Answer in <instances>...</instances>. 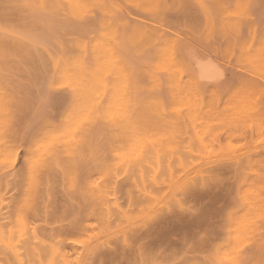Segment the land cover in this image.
Instances as JSON below:
<instances>
[{
  "label": "rangeland",
  "instance_id": "1",
  "mask_svg": "<svg viewBox=\"0 0 264 264\" xmlns=\"http://www.w3.org/2000/svg\"><path fill=\"white\" fill-rule=\"evenodd\" d=\"M262 139L264 0H0V264H264Z\"/></svg>",
  "mask_w": 264,
  "mask_h": 264
},
{
  "label": "bare ground",
  "instance_id": "2",
  "mask_svg": "<svg viewBox=\"0 0 264 264\" xmlns=\"http://www.w3.org/2000/svg\"><path fill=\"white\" fill-rule=\"evenodd\" d=\"M187 54H188V53H187ZM185 55H186V54H185ZM237 59H238V58H237ZM244 59H245V58H244ZM191 62H192V61H191ZM195 62H196V61H195ZM195 62H194V63H195ZM219 65H220V64H219ZM219 65H218L217 63H215L214 61H212V60H207V61H197V66H198V69H199L198 71H199V73H200V76H201L202 78H204V79H208V80H214V79H217L218 77H220L221 75H223V74H222V70L220 69ZM195 67H196V65H195ZM196 68H197V67H196ZM198 71H197V72H198ZM158 73H159V72H158ZM162 73H163V72H162ZM173 75H174V74H173ZM161 77H162V76H161ZM133 79H135V77H134ZM173 79H174V78H173ZM238 82H239V81H238ZM175 83H176V81H175ZM239 83H240V82H239ZM134 84H135V83H134ZM232 84H233V83H232ZM247 84H248V83H247ZM174 85H175V84H174ZM174 85H173V86H174ZM176 85H178V84L176 83ZM176 85H175V86H176ZM229 85H230V84H229ZM229 85H228V87H227V86H226V87L229 88ZM235 85H236V83L234 84V86H235ZM242 85H243V84H242ZM244 85H245V83H244ZM178 86H179V85H178ZM232 86H233V85H232ZM250 86H251V85H250ZM248 88H249V87H248ZM250 88H251V90H253L252 87H250ZM169 89H170V88H169ZM174 89H175V88H174ZM231 89H232V88H231ZM240 89L242 90V86L240 87ZM227 90H229V89H227ZM227 90H226V93L229 92V91L227 92ZM241 90H240V91H241ZM247 90H248V89H247ZM247 90H244V91H246L245 93H247ZM222 91H224V90H222ZM251 92H252V91H251ZM234 93H235V92H234ZM241 93H242V92H241ZM175 94H177V93H175ZM232 94H233V93H232ZM242 94L244 95V93H242ZM248 94L251 95V96H249V97H252V96H253V94H251V93H247V95H246V94H245V95L248 96ZM160 95H161V94H160ZM178 95H179V94H177V96H178ZM236 95H237V92H236L235 95H233V98L236 97ZM240 95H241V94H240ZM177 96H176V97H177ZM179 97H180V95H179ZM230 97H231V96H230ZM243 97H244V96H243ZM249 97H246V98H249ZM246 98H245V99H246ZM252 98H253V97H252ZM180 99H181V98H179V100H180ZM230 99H231V98H230ZM250 99H251V98H250ZM250 99H249V100H250ZM179 100H178V101H179ZM181 100H182V99H181ZM181 100H180V101H181ZM231 100H232V99H231ZM233 100H234V99H233ZM233 100H232V101H233ZM249 100H248V101H249ZM69 101H70V100H69ZM225 101H226V100H225ZM234 101L237 102V100H234ZM248 101H246V103H247ZM251 101H252V100H251ZM229 102H231V101L229 100ZM229 102H228V104H229ZM224 103H225V102H224ZM233 103H234V102H233ZM248 103H249V102H248ZM228 104H227V105H228ZM235 104H236V103H235ZM235 104H232V103H231V105H230V104H229V105H230V106H233V105H235ZM237 104H238V107H237V108H240V107H241L240 103L237 102ZM227 105H226V106H227ZM239 105H240V106H239ZM242 106H243V104H242ZM244 106H245V105H244ZM227 107H228V106H227ZM227 107L225 108V110H228L229 108H230V110L233 109L232 107H229V108L227 109ZM246 107H247V105H246ZM248 107H249V106H248ZM235 108H236V106H235ZM242 108H243V107H242ZM243 109H244V108H243ZM245 109H247V108H245ZM230 110H229V112H230ZM233 110H235V109H233ZM236 110H237V109H236ZM238 111H239V109H238ZM231 112H232V111H231ZM236 112H237V111H236ZM239 112H240V111H239ZM234 113H235V112H234ZM237 113H238V112H237ZM239 114H240V113H239ZM228 115H229V114H228ZM240 115H241V114H240ZM240 115H239V116H240ZM235 116L237 117V115H235ZM235 116H234V117H235ZM241 116H242V115H241ZM230 117H231V116H230ZM227 118H228V117H227ZM239 118H240V117H239ZM242 118H243V117H242ZM230 119H231V118H230ZM224 120H225V118H224ZM226 122H227V121H226ZM138 135H139V134H138ZM138 137H139V136H138ZM141 142H143V141H141ZM227 142H228V141H227ZM227 142H226V143H227ZM229 142H231V140H230ZM235 142L241 144V142H238L237 140H236ZM235 142H234V144H235ZM227 144H228V143H227ZM227 144H226V146H227ZM231 144H232V142H231ZM240 144H239L238 146H240ZM235 145H236V144H235ZM37 146H38V145H37ZM226 146H224V148H225ZM228 146H229V144H228ZM232 146H233V144H232L231 146H229V147L232 148ZM236 146H237V145H236ZM233 147H235V146H233ZM240 148H241V147H240ZM220 149H221V148H220ZM222 149H223V148H222ZM237 149H238V148H237ZM131 151H132V150H131ZM214 151H215V150H214ZM123 152H124V151H123ZM126 152H127V151H126ZM124 153H125V152H124ZM210 153H211V152H210ZM219 153H220V152H219ZM219 153H218V154H219ZM137 154H139V153H137ZM207 154H208V152H207ZM213 154H215V153L213 152ZM220 154H221V153H220ZM122 155H124V154H122ZM142 155H143V154H142ZM173 155H174V154H173ZM200 155H201V154H200ZM208 155H209V154H208ZM216 155H217V154H216ZM131 156L135 157L134 155H131ZM175 156H176V154H175ZM201 156H202V155H201ZM209 156H210V155H209ZM209 156H208V158H209ZM213 156H214V155H213ZM218 156H219V155H218ZM171 157H172V156H171ZM173 157H174V156H173ZM173 157H172V158H173ZM206 157H207V156H206ZM210 157L212 158V155H211ZM176 158H177V156H176ZM180 158H181V157H180ZM192 158H195V157H192ZM211 158H210V159H211ZM161 159H162V158H161ZM183 159H184V158H183ZM196 159H197V157H196ZM199 159H200V158H199ZM146 160H147V158H146ZM164 160H165V158H164ZM177 160H178V159H177ZM142 161H143V160H142ZM161 162H162V161H161ZM172 162H173V160H172ZM175 162H176V161H175ZM133 163H134V162H133ZM133 163H132V164H133ZM144 163H146V161H145ZM147 163H149V162H147ZM192 163H193V160H192ZM130 164H131V163H130ZM137 164H138V163H137ZM151 164H153V163H151ZM163 164H164V163H163ZM181 164H182V163H181ZM94 165H95V164H94ZM137 166H138V165H137ZM142 166H143V165H142ZM167 166H168V165H167ZM174 166H175V165H174ZM124 167H126V165H125ZM135 168H136V167H135ZM145 168H146V166H145ZM172 168H174V167H172ZM189 168H190V167H189ZM125 169H126V168H125ZM127 169H129V168H127ZM148 169H149V168H148ZM174 169H175V168H174ZM176 169H177V168H176ZM176 169H175V170H176ZM179 169H180V168H179ZM209 169H210V171H211V168H207V170H206V169H205V170L209 172ZM136 170H137V169H136ZM163 170H164V169H163ZM138 171H139V170H138ZM141 171H143V170L141 169ZM149 171H150V170H149ZM212 171H213V168H212ZM135 172H136V171H135ZM161 172H162V170H161ZM175 172H176V171H175ZM192 172H193V171H192ZM203 172H204V171H203ZM203 172H202L201 174H204ZM214 172H215V171H214ZM214 172H213V173H214ZM126 173H127V171H126ZM128 173H129V172H128ZM140 173H141V172H140ZM170 173H171V172H170ZM176 173H177V172H176ZM183 173H184V172H183ZM215 173H216V172H215ZM215 173H214V174H215ZM131 174H132V173H131ZM154 174H155V173H154ZM173 175H174V172H173ZM207 175H208V174H207ZM207 175L205 174L204 176H207ZM216 175H217V174H216ZM216 175H215V176H216ZM132 176H133V175H132ZM132 176H131V177H132ZM202 176H203V175H202ZM204 176H203V178H205ZM135 177H136V176H134V178H135ZM199 177H200V175H199ZM145 178H146V177H145ZM178 178H179V177H178ZM203 178H202V179H203ZM126 179H127V178H126ZM193 179H194V177H193ZM200 179H201V178H200ZM209 179H210V177H209ZM211 179H212V178H211ZM100 180H101V179H100ZM100 180H99V181H100ZM207 180H208V179H207ZM96 181H97V180H96ZM96 181H95V182H96ZM99 181L97 182V184L99 183ZM133 181H135V180H133ZM191 181H192V180H191ZM193 181H194V180H193ZM199 181H200V180H199ZM199 181H197L198 184H199ZM126 182H127V181H126ZM131 182H132V181H131ZM142 182H143V181H142ZM146 182H147V181H146ZM150 182H151V181H150ZM201 182H204V179H203ZM201 182H200V183H201ZM112 183H113V182H112ZM163 183H164V182H163ZM188 183H189V182H187V184H188ZM190 183H191V182H190ZM205 183H206V181H205ZM124 184H125V182H124ZM145 184H146V183H145ZM153 184H154V183H153ZM191 184H192V183H191ZM201 184H202V183H201ZM203 184H204V183H203ZM84 185H85V184H84ZM142 185H143V184H142ZM147 185H148V184H147ZM156 185H157V184H156ZM192 185H193V184H192ZM204 185H205V184H204ZM80 186H81V185H80ZM104 186H105V185H104ZM124 186H125V185H124ZM130 186H131V185H130ZM143 186H145V185H143ZM149 186H150V185H149ZM205 186H206V185H205ZM95 187H97V185H96ZM138 187H139V186H138ZM152 187H153V186H152ZM167 187H168V186H167ZM201 187H202V186H201ZM201 187H200V188H201ZM140 188H142V187H140ZM157 188H158V187H157ZM200 188H199V190H200ZM126 189H127V188H126ZM126 189H125V191H126ZM147 189H149V188H147ZM164 189H165V188H163L162 191H163ZM182 189H183V188H182ZM191 189H192V188H191ZM193 189H194V188H193ZM201 189H202V188H201ZM131 190H132V189H131ZM133 190H136V189H133ZM153 190H154V188H153ZM168 190H169V189H168ZM188 190H189V189H188ZM194 190H195V189H194ZM194 190H189V191H191V193H188L189 195H187V196H191V197H192V195H194V197H195V194L192 193V191L194 192ZM199 190H197V191H199ZM136 191H137V190H136ZM141 191H142V190H141ZM145 191H146V190H145ZM151 191H152V190H151ZM166 191H167V190H166ZM166 191H165V192H166ZM184 191H185V189H184ZM96 192H97V191H96ZM130 192H131V191H130ZM132 192H133V191H132ZM155 192H156V191H155ZM182 192H183V191H182ZM200 192H202V191L200 190ZM135 193H136V192H135ZM140 193H142V192H140ZM202 193H203V192H202ZM133 194H134V193H133ZM143 194H144V193H142V195H143ZM147 194H148V193H147ZM165 194H166V193H165ZM185 194H186V192H185ZM134 195H135V194H134ZM134 195H133V196H134ZM138 195H140V194L138 193ZM144 195H145V194H144ZM91 196H94L93 198H95V195H92V194H91ZM100 196H101V195H99V197H100ZM146 196H147V195H146ZM161 196H162V195H161ZM165 196H166V195H165ZM185 196H186V195H185ZM187 196H186V197H187ZM198 196H199V195H198ZM102 197H103V196H101V198H102ZM141 197H143V196H141ZM141 197H140V199H141ZM186 197H185V198H186ZM90 198H91V197H90ZM96 198H98V197L96 196ZM104 198H105V197H104ZM132 198H133V197H132ZM137 198H138V196H137ZM143 198H144V197H143ZM185 198H184V199H185ZM98 199H99V198H98ZM133 199H136V197L133 198ZM158 199H159V195H158ZM105 200H106V199H105ZM141 200H142V199H141ZM147 200H148V199H147ZM93 201H95V200H93ZM103 201H104V200H103ZM108 201H109V200H108ZM108 201H107V202H108ZM126 201H127V200H126ZM135 201H136V200H135ZM135 201H134V203H135ZM142 201H143V200H142ZM142 201H141V202H142ZM144 201H145V198H144ZM150 201H151V200H148V202H150ZM155 201H156V200H155ZM176 201H177V200H176ZM101 202H102V201H101ZM104 202H106V201H104ZM139 202H140V201H139ZM174 202H175V201H174ZM181 202H182V201H181ZM87 203H89V202H87ZM87 203H86V204H87ZM93 203H94V202H93ZM97 203H100V202H97ZM102 203H103V202H102ZM156 203H157V202H156ZM184 203H185V202H184ZM145 204H146V202H145ZM145 204L142 203L141 206H144ZM149 204H152V202H150ZM94 205H97V204L94 203ZM94 205H92V206H94ZM133 205H134V204H133ZM135 205H136V204H135ZM153 205H154V203H153ZM169 205H170V204H169ZM171 205H172V204H171ZM179 205H180V203H178V206H179ZM88 206H89V205H88ZM97 206H98V205H97ZM97 206H96V207H97ZM182 206H183V205H182ZM184 206H185V205H184ZM94 207H95V206H94ZM96 207H95V209H97V211H98V208L100 209V206H99L98 208H96ZM109 207H110V206H109ZM135 207H136V206H135ZM139 207H140V206H139ZM139 207H138V208H139ZM170 207H171V206H170ZM172 207H173V206H172ZM176 207H177V202H176ZM179 207H180V206H179ZM130 208H131V207H130ZM83 209H84V208H83ZM102 209H104V208H102ZM112 209H113V208H112ZM133 209H135V208H132L131 210H133ZM168 209H171V208H168ZM182 209H183V208H182ZM178 210L181 211V208H179ZM184 210H185V209H184ZM88 211H91V209H89ZM95 211H96V210H95ZM104 211H105V210H104ZM129 211H130V210H129ZM137 211H138V209H137ZM139 211H140V210H139ZM145 211H146V209H145ZM168 211H169V210H168ZM80 212H81V211H80ZM117 212H118V211H117ZM130 212H131V211H130ZM133 212H135V211H133ZM141 212H143V211H141ZM92 213H93V211L90 213V215H91ZM95 213H96V212H94V214H95ZM128 213H129V212H128ZM170 213H171V211H170ZM82 214H83V213H82ZM133 214H134V213H133ZM133 214H131V215H133ZM96 215H98V214H96ZM131 215H129V216L131 217ZM16 216H18V215H16ZM74 216H75V214H74ZM176 216H177V215H176ZM176 216H175V217H176ZM70 217H71V216H70ZM82 217H83V216H82ZM112 217H113V216H112ZM20 218H22V216H20ZM20 218H19V219H20ZM66 218H67V217H66ZM97 218H98V217H97ZM114 218H115V217H114ZM170 218H171V217H170ZM179 218H180V217H179ZM17 219H18V218H17ZM22 219H23V218H22ZM76 219H77V218H76ZM79 219H80V218H79ZM79 219H77V220H78V222H77L78 224L76 223L77 225H79V223L82 222L81 220H80V221H81V222H80ZM120 219H121V217H120ZM120 219H119V220H120ZM130 219H131V218H130ZM133 219H134V218H133ZM176 219H177V218H176ZM69 220H71V219H69ZM74 220H75V219H74ZM74 220H73V221H74ZM138 220H139V219H138ZM159 220H160V219H159ZM159 220H158V221H159ZM180 220H182V219H180ZM73 221L71 220L70 223H74ZM115 221H117V220H115ZM115 221H114V222H115ZM120 221L123 222L122 220H120ZM127 221H128V220H127V218H126V220H124V222L126 223ZM133 221H134V220H133ZM184 221H185V219H184ZM62 222H63V221H62ZM90 222H91V221H90ZM124 222H123V223H124ZM165 222H166V221H165ZM180 222H181V221H180ZM22 223H23V221H22ZM22 223H21V225H22ZM24 223H25V222H24ZM67 223H68V222H67ZM82 223H83V222H82ZM189 223H190V222H189ZM74 224H75V223H74ZM85 224H86V223H85ZM92 224H93V223H92ZM116 224H117V223H116ZM155 224H156V223H155ZM187 224H188V223H187ZM187 224H186V225H187ZM82 225H83V224H82ZM113 225H114V224H113ZM124 225H125V224H124ZM153 225H154V224H153ZM156 225H157V224H156ZM163 225H164V224H163ZM171 225H172V224H171ZM69 226L71 227V225H69ZM158 226H159V225H158ZM22 227H23V226H22ZM57 227H58V226H57ZM62 227H63V226H62ZM65 227H66V224H65ZM65 227H63V228H65ZM81 227H82V226H81ZM113 227H114V226H113ZM121 227H122V226H121ZM52 228H53V227H52ZM67 228H69V227L67 226ZM71 228H72V227H71ZM163 228H164V227H162V229H163ZM57 229H58V228H57ZM60 229H61V227H60ZM115 229H116V228H115ZM64 230H66V229H64ZM64 230H63V231L61 230V231L64 232ZM69 230H70V229H69ZM69 230H68V231H69ZM96 230H97V229H96ZM145 230H146V229H145ZM153 230H157V229H153ZM25 231H26V230H25ZM54 231H55V230H54ZM68 231H67V232H68ZM105 231H106V230H105ZM113 231H114V230H113ZM146 231H147V230H146ZM31 232H32V231H31ZM67 232H66V233H67ZM9 233H10V232H9ZM51 233H52V231H51ZM66 233H65V234H66ZM138 233H139V232H138ZM140 233H141V232H140ZM6 234H7V233H6ZM56 234H57V233H56ZM60 234H61V232H60ZM4 235H5V234H3V236H4ZM19 235H21V234H19ZM25 235H26V234H25ZM33 235H34V233H33ZM46 235H47V234H46ZM54 235H55V232H54ZM61 235H62V234H61ZM146 235H147V234H146ZM161 235H162V234H161ZM26 236H27V235H26ZM34 236H35V235H34ZM125 236H126V235H125ZM140 236H141V235H140ZM140 236H139V237H140ZM142 236H143V235H142ZM10 237H11V236H10ZM63 237L65 238L66 236H63ZM71 237H72V236H71ZM73 237H74V236H73ZM132 237H133V236H132ZM134 237H135V235H134ZM144 237H145V236H144ZM144 237H143V238H144ZM11 238H12V237H11ZM18 238H19V237H18ZM20 238H21V237H20ZM22 238H23V237H22ZM35 238H36V237H35ZM53 238H55V237L53 236ZM74 238H76V237H74ZM123 238H124V237H123ZM147 238H148V237H147ZM5 239H6V237H5ZM60 239H61V238H60ZM71 239H73V238H71ZM135 239H136V237H135ZM150 239H151V237H150ZM9 240H10V238H9ZM18 240H19V239H18ZM20 240H21V239H20ZM20 240H19V242H20ZM51 240H52V239H51ZM54 240H55V239H54ZM128 240H129V239H128ZM148 240H149V239H148ZM157 240H158V239H157ZM157 240H155V241H157ZM23 241H24V240H22V242H23ZM49 241H50V240H49ZM49 241H48V242H49ZM65 241H66V240H65ZM65 241H64V242H65ZM67 241H68V240H67ZM67 241H66V243H67ZM122 241H123V240H122ZM129 241H130V240H129ZM145 241H146V240H145ZM145 241H144V242H145ZM13 242H14V244L16 243L15 241H13ZM17 242H18V241H17ZM36 242H37V241H36ZM56 242H57V241H55L54 243H56ZM62 242H63V240H62ZM10 243H11V242H10ZM31 243H32V242H31ZM37 243H38V242H37ZM119 243H120V241H119ZM145 243H147V241H146ZM149 243H150V242H149ZM158 243H159V242H158ZM12 244H13V243H12ZM17 244H18V243H17ZM39 244H40V243H39ZM58 244H59V245H60V244L62 245L63 243H60V241H59V243H57V244H55V245H52V246L55 247L56 245L58 246ZM126 244H127V243H126ZM138 244H139V243H138ZM140 244H141V243H140ZM143 244H144V243H143ZM15 245H16V244H15ZM21 245H22V244H21ZM63 245H64V244H63ZM73 245H74V244H73ZM107 245H108V244H107ZM110 245L112 246L113 244H110ZM116 245H117V244H116ZM116 245H115V246H116ZM121 245H122V244H121ZM124 245H125V244H123V246H124ZM23 246H25V245H23ZM23 246H22V247H23ZM27 246H28V245H27ZM29 246H30V245H29ZM47 246H48V245H47ZM52 246H51V247H52ZM57 246H56V247H57ZM64 246H65V245H64ZM66 246H67V245H66ZM71 246H72V245H71ZM104 246H105V248H107L106 245H104ZM104 246H103V247H104ZM136 246H137V245H136ZM136 246H134V247H136ZM146 246H147V244H146ZM152 246H153L152 248H155L153 244H152ZM1 247H2L1 250H3V246H1ZM10 247H11V246H10ZM49 247H50V246H49ZM54 247H53V249H54ZM69 247H70V246H68V248H69ZM142 247H143V246H142ZM16 248H18V245L16 246ZM28 248H30V247H28ZM58 248H59V247H57V249H58ZM86 248H87V247H86ZM90 248H91V247H90ZM93 248H94V247H93ZM114 248H115V247H114ZM132 248H133V247H131V249H132ZM140 248H141V247H140ZM144 248H145V247H144ZM144 248H143V250L146 249V248H145V249H144ZM150 248H151V247H150ZM157 248H158V247H157ZM31 249H32V248H31ZM51 249H52V248H51ZM53 249H52V250H53ZM55 249H56V248H55ZM64 249H65V248H64ZM69 249H70L69 252H68L67 249H66V250L64 251V253H65V254H66L67 252H68V253H70V252L72 253L73 250H74V249H72V247L69 248ZM71 249H72V251H71ZM94 249H95V248H94ZM94 249H93V250H94ZM102 249H103V248H102ZM138 249H139V248H138ZM159 249H160V248H159ZM159 249H158V250H159ZM7 250H8V249H7ZM7 250H4V251H6V253H7ZM22 250H23V249H22ZM29 250H30V249H29ZM52 250H51V254H52V252H53ZM59 250H61V247L59 248ZM93 250H92V248H91L90 253H92ZM113 250H114V249H113ZM118 250H119V249H118ZM134 250H135V249H134ZM139 250H140V249H139ZM148 250H149V248H148ZM148 250H146L147 253H148ZM154 250H155V249H154ZM158 250H157V251H158ZM8 251H9V250H8ZM19 251H20V250H19ZM30 251H31V250H30ZM38 251H39V250H38ZM49 251H50V250H49ZM49 251H48V252H49ZM56 251H57V250H55V252H56ZM61 251H62L61 253H63V249H62ZM88 251H89V250H88ZM119 251L121 252V250H119ZM119 251H118V252H119ZM127 251H129V250H127ZM136 251H137V250H136ZM149 251H150L151 253H153V249H152V251H151V250H149ZM157 251H156V255L158 254ZM20 252H21V251H20ZM40 252H41V251H40ZM108 252H109V250H108ZM115 252H116V251H115ZM120 252H119V253H120ZM144 252H145V251H144ZM59 253H60V252H58L57 254H59ZM61 253H60V254H61ZM125 253H126V251H125ZM129 253H130V254H129V257H131L130 255H131L132 253H131L130 251H129ZM139 253H140V252H139ZM214 253H215V251H214ZM214 253H213V255H214ZM11 254H13V253H11ZM25 254H26V253H25ZM43 254H44V253H43ZM57 254H56V258H52V259L56 260L57 257L59 258L60 255H57ZM65 254H62V255H65ZM96 254H97V253H96ZM98 254H99V253H98ZM117 254H118V253H117ZM120 254H121V253H120ZM126 254H128V252H127ZM126 254H125V255H126ZM140 254H142V252H141ZM143 254H144V253H143ZM145 254H146V253H145ZM2 255H3V254H2ZM40 255H41V253H40ZM40 255H39V256H40ZM44 255H45V254H44ZM52 255H53V254H52ZM67 255H68V254H67ZM67 255H66L65 257H64V256H63V257L60 256L59 260L62 259V260H60V261H61V262L64 261V262H65L64 264H66V262L69 263V264H71V263L73 264L74 262H71V260L67 257ZM70 255H71V254H70ZM152 255H153V254H152ZM154 255H155V254H154ZM0 256H1V254H0ZM72 256H73V257H72ZM72 256H71V258H73V260H74V255H72ZM75 256H76V255H75ZM91 256H92V255H91ZM93 256H94V255H93ZM101 256H102V255H101ZM7 257H8V256L6 255V258H7ZM25 257L28 258L27 255H26ZM25 257H23V258H25ZM49 257H50V255H49ZM53 257H54V255H53ZM66 257H67V258H66ZM107 257L109 258L110 256H107ZM124 257H126V256H124ZM129 257H127V258H129ZM137 257H138V256H137ZM148 257H149V259H150V256H148ZM205 257H206V256H205ZM213 257H214V256H213ZM13 258H14V257H13ZM13 258H11V260H10V259H9V260L12 261ZM15 258H16V256H15ZM15 258H14V259H15ZM34 258H35V255H34ZM63 258H66V259H63ZM76 258H77V257H76ZM98 258H99V257H98ZM105 258H106V257H104L103 259H105ZM151 258H152V257H151ZM155 258H156V256L154 257V259H153V258H152V259L155 260ZM14 259H13V262H14ZM16 259H17V258H16ZM28 259H29V260H28ZM28 259H27V260L30 262V257H29ZM32 259H33V257H32ZM67 259H69V260H68V261H65V260H67ZM77 259H78V258H77ZM91 259H93V258L91 257ZM110 259H111V258H110ZM110 259H109V260H110ZM124 259L127 260L126 258H124ZM134 259H135V258H134ZM140 259L143 260L142 257H141ZM207 259H208V258H207ZM25 260H26V259H25ZM35 260H37V258H36ZM35 260H34V262H35ZM44 260H45V259H44ZM59 260H56V262L59 261ZM73 260H72V261H73ZM105 260H106V259H105ZM117 260H118V259H117ZM147 260H148V259H147ZM147 260H146V262H147ZM150 260H151V259H150ZM204 260H205V259H204ZM216 260H217V259H216ZM2 261H3V260H2ZM20 261H21V260H20ZM22 261L25 262L24 260H22ZM38 261H40V259H38ZM42 261H43V258H42ZM46 261H47V260H46ZM52 261H53V260H52ZM52 261L50 260V264H52ZM93 261H95V260H93ZM96 261H98V260L96 259ZM102 261L104 262V260H102ZM106 261H107V260H106ZM119 261H120V263H121V260H119ZM128 261H129V260H128ZM131 261L133 262V260H131ZM144 261H145V259H144ZM16 262H17V261H16ZM32 262H33V261H32ZM34 262H33V263H34ZM53 262H54V261H53ZM112 262H113V261H112ZM150 262H151V261H150ZM154 262H155V261H154ZM202 262H203V261H202ZM26 263H28V262H26ZM89 263H91V262H89ZM105 263H110V262H105ZM113 263H114V262H113ZM134 263H135V260H134ZM138 263H139V262H138ZM141 263H145V262H141ZM141 263H140V264H141ZM205 263H207V262H205ZM205 263H204V264H205ZM5 264H7V263H5ZM24 264H25V263H24ZM28 264H29V263H28ZM39 264H40V263H39ZM54 264H55V262H54ZM61 264H63V263H61ZM74 264H75V263H74ZM87 264H88V262H87ZM110 264H111V263H110ZM136 264H137V261H136Z\"/></svg>",
  "mask_w": 264,
  "mask_h": 264
},
{
  "label": "snow or ice",
  "instance_id": "3",
  "mask_svg": "<svg viewBox=\"0 0 264 264\" xmlns=\"http://www.w3.org/2000/svg\"><path fill=\"white\" fill-rule=\"evenodd\" d=\"M233 66L236 64L234 60ZM231 69L227 66V62L224 64V72L228 73ZM261 144H264V139L260 141ZM21 156V154H20ZM20 156L18 158H20ZM10 163L15 164V161H10ZM25 172L28 171L29 167H35L34 161L25 160ZM17 164L15 167L11 168L6 174L11 175L12 172H16ZM7 199V197H5ZM7 207V205H5ZM96 225H93L91 228H81L79 226L73 225L72 229L67 233V235L77 237L76 239L72 240L71 243L77 246H80L81 249L85 248L86 246L90 245L93 238L99 236L100 233L95 231ZM128 264H134V262H128Z\"/></svg>",
  "mask_w": 264,
  "mask_h": 264
}]
</instances>
